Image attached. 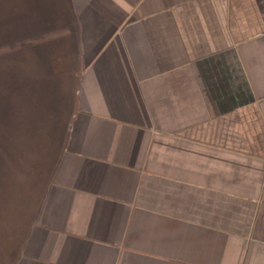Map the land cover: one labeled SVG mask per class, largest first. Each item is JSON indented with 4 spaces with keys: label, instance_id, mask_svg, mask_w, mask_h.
<instances>
[{
    "label": "crops",
    "instance_id": "crops-1",
    "mask_svg": "<svg viewBox=\"0 0 264 264\" xmlns=\"http://www.w3.org/2000/svg\"><path fill=\"white\" fill-rule=\"evenodd\" d=\"M60 4L16 53L41 162L1 264H264V0Z\"/></svg>",
    "mask_w": 264,
    "mask_h": 264
},
{
    "label": "rangeland",
    "instance_id": "rangeland-1",
    "mask_svg": "<svg viewBox=\"0 0 264 264\" xmlns=\"http://www.w3.org/2000/svg\"><path fill=\"white\" fill-rule=\"evenodd\" d=\"M60 6V0H0V264L6 255L12 254L10 247L16 236V166L20 164L28 170L41 162V155L37 158L38 155L17 153L25 146L16 142V84L26 75L20 73L23 67L16 61V53L28 44L30 37L35 40L46 22L61 17ZM59 53L62 51L53 46L49 56L56 58ZM38 101L33 97L30 106L23 107L25 128L34 133L35 139L43 129V124L35 121ZM54 144L60 146V140ZM33 145L37 147L35 142Z\"/></svg>",
    "mask_w": 264,
    "mask_h": 264
},
{
    "label": "flooded vegetation",
    "instance_id": "flooded-vegetation-1",
    "mask_svg": "<svg viewBox=\"0 0 264 264\" xmlns=\"http://www.w3.org/2000/svg\"><path fill=\"white\" fill-rule=\"evenodd\" d=\"M92 64H93V61H92V63H91L90 65H92ZM90 65H89V66H90Z\"/></svg>",
    "mask_w": 264,
    "mask_h": 264
}]
</instances>
